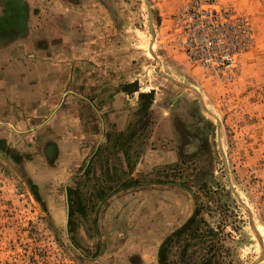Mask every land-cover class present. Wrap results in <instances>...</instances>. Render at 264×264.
I'll return each instance as SVG.
<instances>
[{
  "label": "rangeland",
  "instance_id": "374dc122",
  "mask_svg": "<svg viewBox=\"0 0 264 264\" xmlns=\"http://www.w3.org/2000/svg\"><path fill=\"white\" fill-rule=\"evenodd\" d=\"M80 1L102 53L115 54L97 63L116 65L84 74L132 95L127 126L109 125L106 103L83 102L0 133V264H159L197 209L189 252L264 264V0H218L249 16L254 35L232 81L176 46L188 0ZM128 180L139 185L122 189Z\"/></svg>",
  "mask_w": 264,
  "mask_h": 264
},
{
  "label": "crops",
  "instance_id": "0c3cea01",
  "mask_svg": "<svg viewBox=\"0 0 264 264\" xmlns=\"http://www.w3.org/2000/svg\"><path fill=\"white\" fill-rule=\"evenodd\" d=\"M85 15L80 0H0V133H15L20 123L31 125L36 119L76 115L83 102L93 107L106 103L98 112L106 113L115 130L126 128L127 99L132 95L118 90L115 81L104 85L105 80L98 83L84 74L116 69L115 63L102 69L97 63L98 57L111 59L115 54L102 53L101 33L93 36L92 17ZM89 93L93 96L88 99ZM50 141L58 151L65 149L63 140Z\"/></svg>",
  "mask_w": 264,
  "mask_h": 264
},
{
  "label": "built area",
  "instance_id": "2783aa9c",
  "mask_svg": "<svg viewBox=\"0 0 264 264\" xmlns=\"http://www.w3.org/2000/svg\"><path fill=\"white\" fill-rule=\"evenodd\" d=\"M178 49L219 80L232 81L254 45L249 16L218 0H188L175 16Z\"/></svg>",
  "mask_w": 264,
  "mask_h": 264
},
{
  "label": "trees",
  "instance_id": "16d2710c",
  "mask_svg": "<svg viewBox=\"0 0 264 264\" xmlns=\"http://www.w3.org/2000/svg\"><path fill=\"white\" fill-rule=\"evenodd\" d=\"M122 137L125 133L121 134ZM133 139V135H131ZM131 139L129 141H131ZM128 152L125 153L126 159L128 158ZM139 185L138 181L128 180L121 185L122 189H128L129 187H135ZM201 211L197 209L190 219V221L182 228L174 232L168 239L162 244L159 251V264H174L172 260L174 254L177 253L179 260L178 264H219L216 259V252L213 248H209L207 251L197 250L189 252L192 247V242L198 239L199 233V217ZM213 252V254H212Z\"/></svg>",
  "mask_w": 264,
  "mask_h": 264
}]
</instances>
